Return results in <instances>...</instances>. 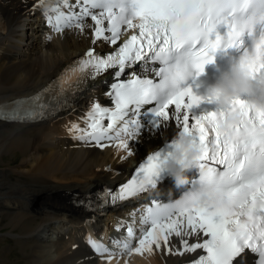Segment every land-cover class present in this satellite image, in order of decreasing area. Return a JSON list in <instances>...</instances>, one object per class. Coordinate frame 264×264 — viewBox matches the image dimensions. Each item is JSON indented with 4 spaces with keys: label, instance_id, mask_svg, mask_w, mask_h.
I'll list each match as a JSON object with an SVG mask.
<instances>
[{
    "label": "snow or ice",
    "instance_id": "6c2138e0",
    "mask_svg": "<svg viewBox=\"0 0 264 264\" xmlns=\"http://www.w3.org/2000/svg\"><path fill=\"white\" fill-rule=\"evenodd\" d=\"M62 2L68 7V14L57 15V32L61 31V25L71 27L73 23L83 30L84 18L91 17L95 22V39L116 45L122 24L139 29L138 35H131L111 54L100 56L94 49L89 50L77 61L78 68L72 69L73 73L82 74L80 80L85 75L94 77L103 70L117 69L114 73L117 81L111 84L108 93L114 99L115 109L94 103L88 113L90 130L73 124L70 131L83 133L73 138H90L97 144L113 139L109 131L128 116L130 106L139 117L142 106L155 102L154 107L143 113V116L151 113L150 120L146 123L138 118L124 120L116 136L123 132L135 137L145 128L156 131L174 121L200 148L198 182L181 199L148 208L144 224L150 226L138 238L139 246L131 247L135 233L129 227V239L122 242L123 248L140 253L151 251L153 245L157 249L165 245L174 255L197 250L206 253L191 264H234L247 249L258 254L257 264H264V110L234 98L227 108L196 114L193 111L196 106L212 99L198 95L192 84L187 83L189 78L194 82L205 72L206 66L214 62L217 50L233 47L240 48L248 58L247 67L254 78L264 80V0H76L71 5L69 0ZM77 6L79 11H73ZM91 9L100 11L94 13ZM136 20L138 24L134 23ZM105 21L109 22L108 28ZM221 27L226 29L223 34L219 31ZM106 31L111 35H105ZM245 37L251 39L250 47ZM145 57L161 61L163 66L156 72L159 82L135 74L127 80L119 79L126 66L130 68ZM41 95L16 101L14 106L0 107V119L44 118L47 105L38 103ZM170 106H174L171 111ZM228 112H239L241 119L223 130L220 120ZM105 116L111 121L107 127L102 124ZM119 145L129 147L125 140H120ZM174 148L173 138L148 155L135 175L112 196V201H123L155 188ZM128 154L132 155L131 150ZM216 165L222 166V170ZM173 236L179 238L180 248L170 239ZM88 243L95 252L108 251L91 237Z\"/></svg>",
    "mask_w": 264,
    "mask_h": 264
},
{
    "label": "bare ground",
    "instance_id": "6f19581e",
    "mask_svg": "<svg viewBox=\"0 0 264 264\" xmlns=\"http://www.w3.org/2000/svg\"><path fill=\"white\" fill-rule=\"evenodd\" d=\"M75 3L69 0L70 5ZM56 4H62V0H0V107L14 106L22 96L79 77V71L72 72L78 68L77 61L90 48L102 56L101 51L110 45L103 39L93 43L95 22L91 19L84 20L83 30L74 26L60 33L51 31L43 14ZM48 29L52 33H45ZM115 71L72 88L71 103L62 110L55 107L61 95L52 89L47 100L49 120L32 124L0 120V158L9 154L6 165L10 166L17 161L15 154L20 153L19 166L0 167V228L2 223L10 227L7 233L33 264H133L125 259H100L104 252H95L88 238L104 246L115 235L110 231L115 222L135 215L142 199L96 213L78 203L95 197L106 186L128 182L141 161L175 135L178 127L170 121L168 127L157 132L145 130L127 149L115 144L101 147V142L97 144L90 138L74 139L83 133L70 131L73 124L90 130L88 113L94 103L106 101L107 90L117 81ZM131 71L144 78L151 73L146 66H132ZM181 189L169 175L142 198H164ZM15 194L17 197H10ZM171 240L180 248L179 238ZM167 247L157 249L153 245L151 251L134 255L133 262L184 264L192 258L191 253H169Z\"/></svg>",
    "mask_w": 264,
    "mask_h": 264
},
{
    "label": "clouds",
    "instance_id": "9594fccd",
    "mask_svg": "<svg viewBox=\"0 0 264 264\" xmlns=\"http://www.w3.org/2000/svg\"><path fill=\"white\" fill-rule=\"evenodd\" d=\"M255 45L256 42H253V47ZM248 62V58L243 55L239 60L232 62L230 68L222 71L218 79L208 85L206 93L201 96L211 97L218 107L227 108L234 98H240L247 106L264 110V80L254 78L248 70ZM240 119L239 112H228L221 118L220 126L227 130ZM174 142L175 148L164 167L177 186H184L189 183L188 172L198 168L200 164V148L193 142L192 136L183 131L176 134Z\"/></svg>",
    "mask_w": 264,
    "mask_h": 264
},
{
    "label": "rangeland",
    "instance_id": "374dc122",
    "mask_svg": "<svg viewBox=\"0 0 264 264\" xmlns=\"http://www.w3.org/2000/svg\"><path fill=\"white\" fill-rule=\"evenodd\" d=\"M45 33H49V32H47V30H45ZM15 155H16L17 161H15L10 166H8L6 164H7V160H9V158H10L9 154H7V153L2 154L3 158H0V167H3V168H13L14 166L16 167V165H18L20 153L19 154L17 153ZM11 156H12V158L14 157L13 154ZM5 185H7V184H5ZM2 196H0V197H2ZM10 197L15 198V197H17V194L12 195ZM139 216L140 215L136 213L134 215V219L136 221H138ZM2 225H4V226L0 228V233H2V234L6 233V235L0 236V264H33V262L29 261V257L25 255L26 253L24 252L22 247L15 244V241H14V238L12 237V235L7 233L10 230L9 229L10 227L9 226L6 227L5 223H2ZM113 227H112V229H110V231H113L112 235L119 232L118 228H116L115 225ZM116 231H118V232H116ZM28 252H31V249L28 250ZM133 261H134L133 258H131V262L134 264L135 261L134 262Z\"/></svg>",
    "mask_w": 264,
    "mask_h": 264
}]
</instances>
